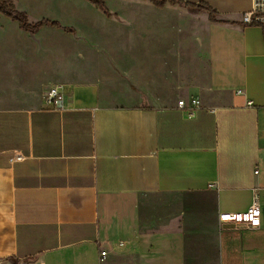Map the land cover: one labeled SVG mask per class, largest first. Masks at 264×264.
<instances>
[{"label":"crops","instance_id":"obj_1","mask_svg":"<svg viewBox=\"0 0 264 264\" xmlns=\"http://www.w3.org/2000/svg\"><path fill=\"white\" fill-rule=\"evenodd\" d=\"M11 1L90 59L66 69L59 46L56 78L42 62L0 91V264H264V27L240 21L253 0H184L230 22L150 0ZM57 82L63 107H47ZM255 197L258 226L219 220Z\"/></svg>","mask_w":264,"mask_h":264},{"label":"rangeland","instance_id":"obj_2","mask_svg":"<svg viewBox=\"0 0 264 264\" xmlns=\"http://www.w3.org/2000/svg\"><path fill=\"white\" fill-rule=\"evenodd\" d=\"M52 1L53 0H37V3L38 6H46L48 2ZM27 4V1H21V5L24 6H30L33 2ZM18 30L19 28L16 22L0 15V50L5 52L2 53L0 51V85L2 87L0 91L4 93L12 92L18 85L24 84L25 82H32L29 74L31 72H36L35 67H39L42 62L46 66L40 69L38 68L37 72H41L43 69L41 74H39V78L44 80V82L46 81L45 76L49 74L48 67L51 71L49 74L51 76L50 78H56L53 72L56 71L58 66L57 51L59 48L64 52V64L66 65V69L72 70L75 68V65H80L82 61L81 56L83 55H87L88 57L86 58L90 59V54H87V51L86 53L83 52L86 48L85 44L81 42L83 38L72 36L58 37L52 31L43 28L34 32ZM105 44L106 43H101L99 47L105 48ZM129 55L134 61L138 59L141 62H143V60L148 61L145 54L140 52L137 48H133ZM112 58L116 59V54L111 52L110 60H112ZM105 61L106 57L104 54H101V57L97 59L100 66H104ZM71 80L74 81L75 78ZM55 84L62 83L57 82Z\"/></svg>","mask_w":264,"mask_h":264},{"label":"built area","instance_id":"obj_3","mask_svg":"<svg viewBox=\"0 0 264 264\" xmlns=\"http://www.w3.org/2000/svg\"><path fill=\"white\" fill-rule=\"evenodd\" d=\"M240 21L243 25H258L264 27V0H253L250 9L244 11L241 14ZM64 97V86L61 84H54L49 87L44 94L43 103L47 107L62 108ZM251 103L250 101L248 102ZM201 103L199 98L190 96L188 98L179 99L177 101V107L183 111L187 117L194 116L196 110L200 107ZM23 156L19 152H16L11 160H20ZM213 184H209L212 187ZM219 220L224 223H231L234 225H240L244 227H256L260 223L258 201L255 197L244 211L240 212H221L219 214ZM100 257L103 258L105 251L100 252Z\"/></svg>","mask_w":264,"mask_h":264},{"label":"trees","instance_id":"obj_4","mask_svg":"<svg viewBox=\"0 0 264 264\" xmlns=\"http://www.w3.org/2000/svg\"><path fill=\"white\" fill-rule=\"evenodd\" d=\"M91 3L95 4L98 8L104 10L103 0H88ZM156 6H163L165 3H179L181 5L195 8L199 11L203 10L208 13V19L214 22H230V20L220 17L218 12L214 10L211 6L205 3L200 4H192L189 2H185L184 0H150ZM0 14L16 21L18 23L19 28L33 32L37 30L44 23H48L47 21H39V22H29L27 16L24 12L19 11L15 8L14 4L11 0H0ZM53 25H56V22H50Z\"/></svg>","mask_w":264,"mask_h":264}]
</instances>
